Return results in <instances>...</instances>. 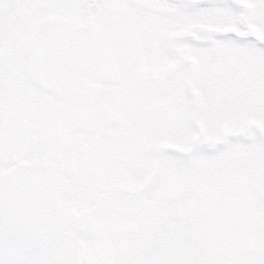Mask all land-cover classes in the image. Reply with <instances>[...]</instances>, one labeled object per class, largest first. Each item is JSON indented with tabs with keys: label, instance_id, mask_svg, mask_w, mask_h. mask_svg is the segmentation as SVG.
Returning a JSON list of instances; mask_svg holds the SVG:
<instances>
[{
	"label": "snow or ice",
	"instance_id": "1",
	"mask_svg": "<svg viewBox=\"0 0 264 264\" xmlns=\"http://www.w3.org/2000/svg\"><path fill=\"white\" fill-rule=\"evenodd\" d=\"M0 264H264V0H0Z\"/></svg>",
	"mask_w": 264,
	"mask_h": 264
}]
</instances>
